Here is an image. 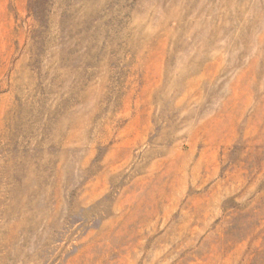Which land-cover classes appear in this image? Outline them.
Segmentation results:
<instances>
[{"label":"rangeland","instance_id":"374dc122","mask_svg":"<svg viewBox=\"0 0 264 264\" xmlns=\"http://www.w3.org/2000/svg\"><path fill=\"white\" fill-rule=\"evenodd\" d=\"M0 264H264V0H0Z\"/></svg>","mask_w":264,"mask_h":264}]
</instances>
